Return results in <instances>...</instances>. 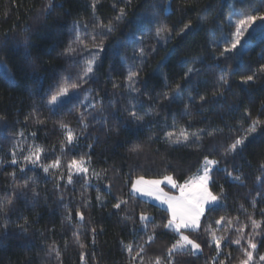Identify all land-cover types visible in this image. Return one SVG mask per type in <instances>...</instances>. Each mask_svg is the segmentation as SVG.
Returning a JSON list of instances; mask_svg holds the SVG:
<instances>
[{"label": "trees", "instance_id": "16d2710c", "mask_svg": "<svg viewBox=\"0 0 264 264\" xmlns=\"http://www.w3.org/2000/svg\"><path fill=\"white\" fill-rule=\"evenodd\" d=\"M261 14L264 0H0V264H264V21L226 49L231 18ZM205 158L219 202L184 231L200 252L170 254L169 211L132 184L184 183Z\"/></svg>", "mask_w": 264, "mask_h": 264}, {"label": "snow or ice", "instance_id": "6c2138e0", "mask_svg": "<svg viewBox=\"0 0 264 264\" xmlns=\"http://www.w3.org/2000/svg\"><path fill=\"white\" fill-rule=\"evenodd\" d=\"M121 15H123V10H121ZM119 18V17H118ZM257 19H260L264 21V14L261 15H247L244 16L242 19L237 21L236 25V32L234 33L235 39L232 42L231 49H235L237 45L240 42V37L244 34V32L247 30V27L250 26L253 22H255ZM187 27V26H186ZM168 29L162 28L157 31V35L159 36L161 32H166ZM231 49H228L230 51ZM143 53V50H141V54ZM93 61H88V67L85 69V72H91L92 71V65ZM189 71H192V69H189ZM136 75V73H129L128 80L131 82L132 78ZM253 79L252 76H248L246 78L247 81H251ZM73 88L77 87L78 85H71ZM68 93V88L63 87L60 89L58 96H65ZM57 100V95H54L52 97V101ZM132 116H134L136 119H142V117H139L136 115V113H132ZM62 127H65L64 125H61ZM251 131H255V123L250 128ZM168 137L171 139L173 136V133H168ZM181 135H183V130H181ZM67 139L69 142L73 140V135L71 133V130L68 132ZM184 139L186 140L187 137L185 136ZM175 143H179L180 140L177 138L175 141H172ZM244 140L243 139H237L234 144L231 145L230 150L231 152H235L238 145H243ZM135 150V149H133ZM15 163V161H13ZM58 163V162H57ZM82 164V161L80 162ZM216 161L208 160L205 158V164L206 165H212L215 164ZM72 165H76L78 170L80 171H86V169L80 167V165L74 160L72 161ZM55 166V165H53ZM264 167V165H262ZM48 169L45 168V171ZM236 179H239V177H236ZM210 177H209V168L206 166L204 168L202 175H197L196 177L192 178L190 181H186L184 184H177L176 181L171 176H164L163 179H151L146 180L143 176L139 177L133 184H132V190L135 193H141L143 195L152 196L157 200H160L161 203L167 204L168 210L171 213V218L168 220L167 224L164 225L165 228L173 229L176 233L179 234V239L172 245V247L169 249V253H173L176 251H183L188 248V246H191L192 254H195L196 251L200 250V245L196 243L194 240L190 239L189 236L185 235L181 230L187 229L191 231H196L200 227V218L204 214L205 206H211L218 200V197L213 195L208 188ZM69 183H71V177H69ZM167 183L170 184L173 188H179L180 194L179 196H171L168 193L164 192V190L161 188V184ZM126 203V202H122ZM12 204V200L9 199L6 204L4 202H0V211H4L7 205ZM114 207L119 208L120 204L114 205ZM83 217L81 216V219ZM141 220H147L148 217L141 215ZM223 219V218H221ZM217 223H220V221H217ZM255 224V221L253 222ZM152 237H149V240H151ZM220 239L217 238L213 234V240L216 242L217 248H219L220 245ZM236 243H239V240L235 241ZM83 247V245H81ZM250 247L252 249H255L256 245L250 243ZM142 251V249H141ZM247 259L243 260L241 264H248V262L252 259L251 252L246 251ZM59 255V253H57ZM262 260H264V257H261ZM156 264H160L159 259H157Z\"/></svg>", "mask_w": 264, "mask_h": 264}, {"label": "rangeland", "instance_id": "374dc122", "mask_svg": "<svg viewBox=\"0 0 264 264\" xmlns=\"http://www.w3.org/2000/svg\"><path fill=\"white\" fill-rule=\"evenodd\" d=\"M242 18H243V16H240V18H231V23H232V25L235 26V27H233L232 35L230 36V38H229V39L227 40V42H226V46H229V48H226V49H231L232 42H233V40L235 39L234 33L236 32L237 21H239V20L242 19ZM255 23H256V21L253 22L250 26L247 27V30H246V31L244 32V34L240 37V42H239V44L241 43V41L243 40V38L246 37V36L248 35L249 31H251L252 29L255 28ZM239 44L237 45V47L239 46ZM206 166L209 168V177H210L211 171H212V169L214 168L215 164H212V165H206V164L204 163V165H203V167H202L200 173L194 175V176L191 177L188 181H190L192 178L196 177L197 175H202V174H203V171H204V168H205ZM172 178H173V177H172ZM137 179H138V178H137ZM137 179H135L134 182H135ZM145 179H146V180H151V179H148V178H145ZM159 179H163V178H159ZM173 179H174V178H173ZM174 180H175V179H174ZM175 181H176V180H175ZM134 182H133V183H134ZM210 182H211V179L209 180V183H208L209 191H210L213 195H215V194L212 192L211 188H210ZM176 183L182 185V184H184L185 182H184V183H179L178 181H176ZM161 188L164 190V192L168 193V194L171 195V196H179V194H180L179 188H173L170 184H167V183H163V184H161ZM131 191L133 192L132 187H131ZM133 193L136 194V195H138V196H140V197L143 198V199H146V200H149V201H151V202H153V203H156V204H158L159 206H161V207H163V208H165V209L168 210V206H167V204L161 203L160 200H157V199H155V198L152 197V196H147V195H143V194H141V193H135V192H133ZM215 196H216V195H215ZM218 202H219V198H218V200H217L216 202H214V204H217ZM214 204H213V205H214ZM211 206H212V205H211ZM208 207H209L208 205L205 206V211H206V209H207ZM168 211H169V210H168ZM205 211H204V213H205ZM169 213H170V211H169ZM170 215H171V213H170ZM203 215H204V214H203ZM203 215H202L201 218H200V224H201V220H202ZM185 230H187V229H182L181 231H182L185 235H187V234L184 232ZM187 236H188V235H187ZM189 238H190V237H189ZM190 239H191V238H190ZM192 240H193V239H192ZM189 247L191 248V246H188V248H189ZM198 252H200V250L196 251V253H198Z\"/></svg>", "mask_w": 264, "mask_h": 264}]
</instances>
